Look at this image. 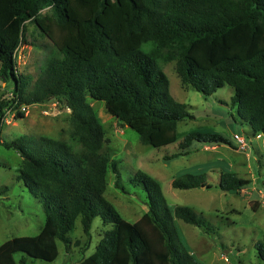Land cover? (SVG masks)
<instances>
[{
	"label": "trees",
	"instance_id": "16d2710c",
	"mask_svg": "<svg viewBox=\"0 0 264 264\" xmlns=\"http://www.w3.org/2000/svg\"><path fill=\"white\" fill-rule=\"evenodd\" d=\"M113 2L111 9L108 0H0V136L8 110L24 119L23 106L54 99L70 111L73 128L67 140L42 137L37 147L0 142L22 158L18 179L46 208L37 236L0 246V264H26L25 257L16 261V254L54 262L58 242L71 245L68 235L76 222L81 219L89 238L97 218L111 229L79 264H200L182 243L175 221L201 229L203 219L192 208H170L154 178L139 171L133 179L145 189L148 206L134 224L105 197L119 163L105 151L106 132L92 101L103 102L143 145L176 143L179 123L194 116L171 95L164 64L175 62L182 84L204 96L232 87L239 119L255 134L264 133V0ZM27 23L55 47L31 89L17 64ZM194 143L231 145L218 134L190 133L180 144L182 152L165 159L188 155ZM205 176L186 173L172 186L210 188ZM249 183L223 172L219 188L237 194ZM256 250L264 261V237Z\"/></svg>",
	"mask_w": 264,
	"mask_h": 264
},
{
	"label": "rangeland",
	"instance_id": "374dc122",
	"mask_svg": "<svg viewBox=\"0 0 264 264\" xmlns=\"http://www.w3.org/2000/svg\"><path fill=\"white\" fill-rule=\"evenodd\" d=\"M108 4L114 8L113 0H108ZM54 48L35 24L27 23L17 64L19 73L28 79L30 89ZM162 67L170 82L171 95L187 105L194 116V120L179 123L174 144L161 148L143 145L134 130L121 127L107 113L103 102L92 101L106 132L105 151L119 163L118 173H110L108 177L106 199L127 222L139 221L148 211L147 196L143 186L133 179L142 171L160 183L170 208L189 207L203 219L201 229L182 220L175 221L182 243L200 264H264L256 250L264 237V133L255 134L239 119L237 108L231 103L232 87L225 86L212 96H204L182 84L175 62ZM17 112L7 111L0 142L37 147L42 137L67 140L73 129L70 111L55 99L28 107L24 119L16 120ZM196 132L218 134L231 145L194 143L188 155L165 159L182 152L180 144L184 138ZM237 136L245 140L244 148L236 140ZM22 164L16 151L0 144V246L14 238L35 237L45 225L43 201L18 179ZM223 172L236 173L250 183L240 193L223 192L219 188ZM186 173L206 174L211 187L174 189L173 181ZM109 229L110 226L104 227L97 218L88 238L79 219L68 235L69 248L58 242L59 256L54 262L36 260L25 254H16L15 259L19 262L25 257L26 264H79L96 251L101 237Z\"/></svg>",
	"mask_w": 264,
	"mask_h": 264
},
{
	"label": "built area",
	"instance_id": "2783aa9c",
	"mask_svg": "<svg viewBox=\"0 0 264 264\" xmlns=\"http://www.w3.org/2000/svg\"><path fill=\"white\" fill-rule=\"evenodd\" d=\"M28 107L26 106H23L21 108L22 112H25L27 110ZM7 122V121H6ZM236 140L238 141L239 145L242 146V148H244V145H245V140L244 139H241L240 137H236Z\"/></svg>",
	"mask_w": 264,
	"mask_h": 264
}]
</instances>
